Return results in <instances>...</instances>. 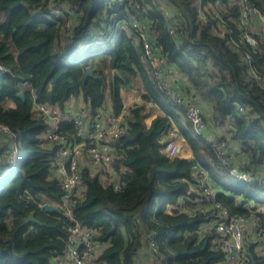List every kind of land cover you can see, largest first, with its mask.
Here are the masks:
<instances>
[{
    "label": "trees",
    "instance_id": "1",
    "mask_svg": "<svg viewBox=\"0 0 264 264\" xmlns=\"http://www.w3.org/2000/svg\"><path fill=\"white\" fill-rule=\"evenodd\" d=\"M50 2L68 6L70 27L44 15ZM248 2L264 15V0ZM242 10L238 0H0V65L5 69L0 121L12 130V136H0V167L8 171L0 179V264H53L66 254L75 224L90 228L100 246L91 264H141V249L151 238L159 264L222 261L226 253L212 211L164 210L167 204L200 198L194 164L219 187L217 200L231 213L248 217L246 245L264 264L255 250L258 240L249 234L252 212L264 206V189L236 179L218 162L182 107L164 95L141 47L144 33L162 65L173 68L174 85L203 106L204 120L221 125L230 147L240 145L238 153L255 175L264 174V36L254 33L256 46L243 40L249 24L241 21ZM129 15L143 30L132 26ZM88 66L92 74L83 80ZM114 68L120 76L113 80ZM123 91L137 92L141 99L126 106L125 132L110 141L108 179L93 165L81 164V190L70 215L44 210V202L63 211L67 207L65 190L52 174L59 143L45 140L52 124L32 114L33 102L56 107L64 117L76 108L68 106L69 100L81 98L80 106L92 117L106 108L108 98L115 116L124 107ZM239 105H246L249 115H241ZM154 111L147 126L145 119ZM172 127L185 138L192 159L163 151ZM57 130L70 134L75 128L62 119ZM15 140L17 162L2 164L1 155ZM31 214L42 223L27 221ZM256 215L264 228V216Z\"/></svg>",
    "mask_w": 264,
    "mask_h": 264
},
{
    "label": "built area",
    "instance_id": "2",
    "mask_svg": "<svg viewBox=\"0 0 264 264\" xmlns=\"http://www.w3.org/2000/svg\"><path fill=\"white\" fill-rule=\"evenodd\" d=\"M243 5L241 21L249 24L248 29L243 31V40L252 46L258 44V38L254 33L262 31L264 36V15L248 0H238ZM41 4V3H40ZM44 15L51 17V20H58L65 28L73 23V14L68 6L50 2L44 7ZM133 22L132 26L143 30V24L129 15ZM113 20V16L111 17ZM260 26L262 30L257 31ZM142 49L148 57L150 65L153 68L154 77L162 89L165 96L169 98L172 104L182 107V112L188 120L194 133L200 136L214 151L218 162L226 168L228 173L238 180L244 182L257 183L264 189V174L255 175L250 167H247L245 159L231 156L229 142L223 135L213 136L206 130V121L203 117V106L196 103L190 96L182 94L173 80L175 72L171 66L162 65V59L155 53V49L150 43L148 37L141 33ZM99 40L98 36L94 37ZM5 72L4 67L0 65V73ZM86 110V109H85ZM82 106H78L61 116L59 109L39 102H33L32 114L34 116H43L50 119L52 128L44 134L45 140L59 143L57 156L52 167V174L57 176L62 188L65 190L63 202L67 207L63 211L65 215H70L71 205L77 201L81 190L80 184V165L89 163L101 174L102 178L108 179L107 172L110 171V141L124 134L125 126L122 116L126 111L124 105L120 114L113 116L110 113V106L102 111H97L92 117H87V113ZM238 112L243 115H249V108L246 105H239ZM64 119L71 122L75 130L68 134L58 131L59 122ZM12 136L11 128L0 121V136ZM163 151L173 157L178 151V144L172 138H166ZM232 154V155H236ZM2 164L13 166L19 157V149L16 140L11 147L3 152ZM7 169L0 167V179ZM193 176L196 180L195 190L201 193L200 198L192 203L185 200H179L178 203L169 204L167 212L189 210L191 212L212 211L214 214L212 225L220 232V247L225 250V259L216 264H249L248 250L245 241V232L248 228V217L244 214L231 213L229 209L216 198L217 184L214 183L210 175L197 164L193 165ZM77 189V190H76ZM76 190V192H75ZM194 190V189H193ZM63 210V209H62ZM256 213L264 216V206L252 212L250 216V236L257 238L255 250L258 254L264 256V228L260 217ZM100 246L94 239V233L90 228L75 224L70 228V236L67 245L66 254L56 258L53 264H91V259L98 253ZM147 254H152L156 250L154 240L147 239L146 245L141 249ZM153 255V254H152Z\"/></svg>",
    "mask_w": 264,
    "mask_h": 264
},
{
    "label": "crops",
    "instance_id": "3",
    "mask_svg": "<svg viewBox=\"0 0 264 264\" xmlns=\"http://www.w3.org/2000/svg\"><path fill=\"white\" fill-rule=\"evenodd\" d=\"M131 94H135L132 92H130ZM127 93H125V98H123V103L126 106H129L133 102V97L131 96H127ZM137 95V94H136ZM134 95V96H136ZM139 96V95H138ZM138 98V97H137ZM106 100L108 101V98H106ZM139 102V101H137ZM80 105H83V101L81 98H71L68 102V106L71 108H74V106L78 107ZM109 107L108 102H106V108ZM203 112H204V108H203ZM156 115V112L154 111V113H152L150 116H148L145 120H146V125L148 126L152 120V118ZM206 121V120H205ZM221 125L216 123V122H209L208 120L206 121V130L213 136H218L220 134H222L221 131ZM166 138H172L174 139L177 144H178V151H177V155L179 156H183L185 158L188 159H192L193 158V154H192V150L191 148L188 146V144L186 143L185 138L178 134L177 129L175 127H172ZM240 145L237 143H233L231 144V147L229 145V150L232 154H236L239 150ZM239 154V153H238ZM238 154L234 155V157H239ZM199 166V165H198ZM201 167V166H199ZM193 170V168H192ZM217 188L219 189V187L217 186ZM170 205L167 204L165 206V209L167 210V207H169ZM141 264H159L158 260H155V258H153L154 256L152 254H147L144 251H141ZM156 261V262H155Z\"/></svg>",
    "mask_w": 264,
    "mask_h": 264
},
{
    "label": "water",
    "instance_id": "4",
    "mask_svg": "<svg viewBox=\"0 0 264 264\" xmlns=\"http://www.w3.org/2000/svg\"><path fill=\"white\" fill-rule=\"evenodd\" d=\"M92 74V69L91 67H86V70H85V73H84V76H83V80H85V78L88 76V75H91ZM115 76H120V73L118 72V70H116L115 68L112 69V79L114 80ZM18 96L21 97L22 99H24V92L22 90H20L18 92ZM126 137L127 139H131L132 137L126 133ZM147 157L149 159V161H153V156L150 152H147ZM41 207L48 211V212H56L60 215H65L63 210L57 206H54L48 202H44L41 204ZM27 221L29 220H33L37 223H42L40 220H38L37 218L34 217L33 214H31L30 216L27 217L26 219ZM247 250H248V257H249V264H258V260L255 258L254 254L250 251L249 249V246L247 247Z\"/></svg>",
    "mask_w": 264,
    "mask_h": 264
},
{
    "label": "rangeland",
    "instance_id": "5",
    "mask_svg": "<svg viewBox=\"0 0 264 264\" xmlns=\"http://www.w3.org/2000/svg\"><path fill=\"white\" fill-rule=\"evenodd\" d=\"M131 91H123V93H122V96H123V98H125V93H127L126 95L129 97V96H131V97H133V102H137V101H139L140 102V95H139V93H137V92H133V93H135V94H131L130 93ZM137 94V95H136ZM134 95H136V96H134ZM139 95V96H138ZM138 97V98H137ZM126 99V98H125ZM106 102H108V104H109V100L107 101L106 100ZM40 103V102H39ZM44 104V103H43ZM106 104V103H105Z\"/></svg>",
    "mask_w": 264,
    "mask_h": 264
}]
</instances>
